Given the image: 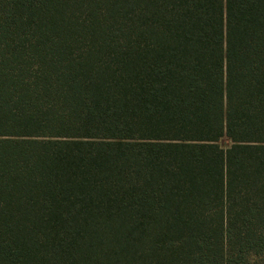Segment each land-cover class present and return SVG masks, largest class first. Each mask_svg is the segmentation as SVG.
Segmentation results:
<instances>
[{
    "label": "trees",
    "instance_id": "16d2710c",
    "mask_svg": "<svg viewBox=\"0 0 264 264\" xmlns=\"http://www.w3.org/2000/svg\"><path fill=\"white\" fill-rule=\"evenodd\" d=\"M0 264H264V0H0Z\"/></svg>",
    "mask_w": 264,
    "mask_h": 264
}]
</instances>
